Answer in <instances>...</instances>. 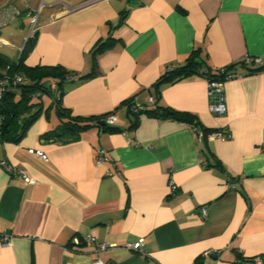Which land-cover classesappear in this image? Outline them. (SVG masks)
I'll return each mask as SVG.
<instances>
[{"label":"crops","instance_id":"1","mask_svg":"<svg viewBox=\"0 0 264 264\" xmlns=\"http://www.w3.org/2000/svg\"><path fill=\"white\" fill-rule=\"evenodd\" d=\"M60 1L45 0L24 63L62 65L76 76L60 96L71 116L116 119L93 124L72 141L45 139L63 120L59 90L52 88L25 133L0 140V231L10 234L9 244L0 241V264H255V256L264 258V70L249 72L257 64L243 63L248 57L264 62V0H97L72 11ZM41 2L0 0V10L24 12L0 29L1 53L11 57L3 50L9 47L20 57L31 25L25 12ZM193 52L211 71L239 73L223 81L225 112H211L201 73L157 85ZM129 101L144 107L140 114ZM156 105L192 112L200 125L154 116L148 110ZM106 124L117 130L101 127ZM203 128L226 136L204 135ZM101 147L109 160L97 163ZM2 159L32 181L7 171ZM140 239L144 254L128 247Z\"/></svg>","mask_w":264,"mask_h":264},{"label":"trees","instance_id":"2","mask_svg":"<svg viewBox=\"0 0 264 264\" xmlns=\"http://www.w3.org/2000/svg\"><path fill=\"white\" fill-rule=\"evenodd\" d=\"M37 35V34H36ZM36 38V37H35ZM35 38H29L24 46L20 57L13 59L4 53L0 52V76H2L3 70L9 67V71H23L26 72L30 82H25L21 85L20 90L8 94L0 106V114L3 116L2 134L0 140H18L28 129L31 123L39 116L42 111L41 98L45 93L52 92V86H46L45 80L48 77L55 79L56 89L59 90V95L55 97V102L58 107V111L63 120L58 128L48 131L43 135L45 139H54L60 142H68L80 137L83 130L88 129L100 121L106 122L108 115L103 116H90L80 117L71 116L68 109L61 105L60 96L63 93L64 84L67 80L75 79L73 73L62 65H38L35 67L27 66L24 63L25 56L33 47ZM103 47L102 44L99 46ZM245 63V61H243ZM255 65V63H253ZM264 70V64H257L256 67L249 69V72ZM193 73H201L207 77V79L224 78L229 73L239 75L238 72L230 71L228 69H219L217 71H211L207 65L199 58V54L193 52L187 62L178 67L170 68L165 75L157 83L160 86L163 82L171 81L175 82L183 79ZM70 78L67 79L66 77ZM39 95V96H36ZM156 104V102H155ZM129 109L134 114L138 115L141 110L135 109V103L128 102ZM148 112L154 116H160L165 119H176L179 121L188 122L194 126H199L200 121L198 117L189 111L176 110L168 106L156 105L154 109L148 110ZM64 117L69 119L65 120ZM106 130L116 131L117 128L109 126H101ZM203 134L211 133L217 129H200ZM217 167L220 165L215 163Z\"/></svg>","mask_w":264,"mask_h":264},{"label":"built area","instance_id":"3","mask_svg":"<svg viewBox=\"0 0 264 264\" xmlns=\"http://www.w3.org/2000/svg\"><path fill=\"white\" fill-rule=\"evenodd\" d=\"M97 0H85L77 5H67L66 0H61L59 3H61L67 11H72L77 8H80L82 6L91 4ZM47 6V3L45 0H42L41 4L34 9H28L25 14L31 18V29L29 32V36L26 38L28 40L29 38H35L38 28H39V18L45 7ZM23 11L17 9V8H12L8 7L5 9L0 10V29L4 27L8 22L11 20L16 19L17 17L21 16ZM245 63H255V64H264L261 58H252L248 57L245 60ZM234 76H237V74L234 73H229L227 74L224 78H215V79H209L208 84H209V108L211 112L213 113H222L226 111V98L223 92V81L228 78H232ZM67 79L70 77L67 76ZM29 80V77L26 72L23 71H9V67H7L5 70H3L2 76H0V106L3 103L4 99L8 94H11L13 92H16L20 89L21 85L24 84ZM52 88L55 90L56 85L53 84ZM59 95V92L57 93ZM156 99L151 98L150 102L155 103ZM136 110H141L143 109V106H140L138 104L135 105ZM116 117L115 114H110L106 118L107 123H113L115 121ZM3 116L0 114V137L2 134V126H3ZM201 133V131H200ZM213 136L215 137H225L226 133L223 131H215L212 133ZM29 152L31 154L38 155L40 157L46 158V154L43 150L41 149H35V148H30ZM109 156L107 154V151L105 148L101 147L96 151V161L97 163H101L104 161H108ZM1 165L10 173L12 174H17L24 178L26 181L30 182L32 179L20 168L14 166L11 164L9 161L6 159L1 160ZM177 185L174 182H171V190H176ZM207 209L205 207L202 208L201 212L202 215L206 216L207 215ZM0 241L3 242L4 244H9L10 243V234L7 232H2L0 231ZM109 245L106 243H101L99 245V248L105 249ZM129 248H132L136 250L137 252L144 254L143 251V239H140L132 244L128 245ZM207 252V254H209ZM253 262L255 264H264V258L263 256H255L253 259ZM94 264H107L101 259L95 260Z\"/></svg>","mask_w":264,"mask_h":264},{"label":"rangeland","instance_id":"4","mask_svg":"<svg viewBox=\"0 0 264 264\" xmlns=\"http://www.w3.org/2000/svg\"><path fill=\"white\" fill-rule=\"evenodd\" d=\"M0 8H2V7H0ZM30 29H31V25H30ZM3 50L7 51L10 54V56L12 58H15V59H17V57L19 55V52L16 49H11L9 47H5Z\"/></svg>","mask_w":264,"mask_h":264},{"label":"water","instance_id":"5","mask_svg":"<svg viewBox=\"0 0 264 264\" xmlns=\"http://www.w3.org/2000/svg\"><path fill=\"white\" fill-rule=\"evenodd\" d=\"M100 123H103V122H100Z\"/></svg>","mask_w":264,"mask_h":264}]
</instances>
